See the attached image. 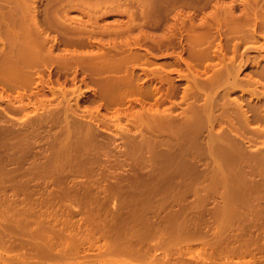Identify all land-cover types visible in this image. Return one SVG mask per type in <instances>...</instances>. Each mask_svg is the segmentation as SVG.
Masks as SVG:
<instances>
[{
    "label": "rangeland",
    "instance_id": "374dc122",
    "mask_svg": "<svg viewBox=\"0 0 264 264\" xmlns=\"http://www.w3.org/2000/svg\"><path fill=\"white\" fill-rule=\"evenodd\" d=\"M28 6L31 7L28 8ZM15 8L20 9V12H18L19 10L17 11L20 14L24 12V15L21 14L22 17L20 16L19 19L16 14H14V17L15 15L17 17L14 18L12 15L10 18L12 13L6 11H11V9L13 11ZM23 8L30 9V13H35L37 16V18L35 16V19L38 23L40 21L39 27L45 25L48 29L44 33V29L42 28L43 30L41 29L42 33L40 32V36L35 35V38L47 35L50 40H53L51 43L45 36L43 40L42 37L41 40L38 38L37 42L34 37L32 38L33 35L31 38L28 36L31 39L30 42V39L28 40L24 34L25 40L21 38L23 37L21 28H23L22 32L25 28L20 27L21 22L18 23L15 21L16 19L22 21L23 18L29 24V18L31 17L27 10L29 17L27 19L24 18L27 17V12ZM228 8L231 9L227 11ZM263 8L264 0H0V98L2 97L4 99L6 97L7 99H11L8 102L5 99H0V203L5 208H8V211L3 206H0V209L3 208L4 211H7V214L9 213L11 215L16 210L18 213V206L24 212L21 215L20 213L23 212L19 209L18 214L21 217L16 216L18 214L15 212V218H19V220H15L14 218L15 222L17 221L15 224L13 223V218V221L9 220V214L8 216L3 214L6 211L4 212L2 210L3 213H0V219L3 221L0 220L2 222H0V233H4L2 234L4 238L7 237L6 239H2V235H0L3 241L6 240L5 243L0 241V245L2 242L6 244L7 241H10V245L8 243L6 244L8 248L5 249L1 246L2 251L9 250L13 245L14 250H16L15 246L17 245L22 249L20 251V248L16 247L19 253L11 249L7 253L8 256L6 252L3 253L0 251V255L5 256V259L6 257L12 259V256L14 258L20 257L19 259L13 258L12 262L8 258L11 263L14 260L16 263H18V260L19 262H23L21 259L25 255L23 264H27V261L28 264H31V262L35 264L34 262L37 260L38 263L36 262V264H68V262L69 264H78V262H75L76 260L73 261L76 258L83 261L88 259L90 261L88 264H91V262L92 264H108V262L109 264H126V262L127 264H131V261L135 264H151V261L159 263L158 261L161 260L162 264L164 262L165 264L168 262H170L168 264H174L175 262H179L178 264H180V261L181 263L193 264V262L191 263L192 259L195 261L194 264H201L206 259L207 261L202 264H209V261H211L210 264H213L214 261H218L214 262V264H229L230 260L234 264H239L240 261L241 263L245 261V264H264V135H260L264 131L262 129L264 128V116H262L261 120L259 118L264 113L262 112L264 110V81L258 75V68L261 71L263 69L262 66H264V12L262 13L261 10ZM220 10L221 15L219 14ZM223 10L227 17H225L226 15L223 13ZM3 11H5V16L3 15ZM230 11H232L231 15L229 13ZM252 11L254 17L251 15ZM259 11H261L260 13L263 16L259 14ZM233 13L240 17L237 19V16L235 17ZM247 13L249 17L246 16ZM214 14L216 16L220 15L219 17L221 18L218 20ZM240 14L243 15L242 17H247L243 18L245 22L242 20ZM222 16L225 19L227 18L228 20H226L228 22H225L226 20ZM233 16L238 22L235 21ZM259 16H261V19ZM248 18L251 21L248 22ZM257 18L259 20H255ZM215 19L220 23L224 20V23L220 24ZM191 21L193 26L190 24ZM24 22L22 21L23 25ZM28 24L24 26L27 28ZM41 24L44 25L41 26ZM17 27L18 34L20 28L19 39L21 38L24 44L21 39L22 43L16 37L18 35L17 33L13 32L14 34L10 37H8V32L6 34V30L11 31L14 29L16 31ZM67 27H70L69 30H67ZM74 27L77 28L75 29L76 31H81L82 38L81 34L77 31V34L79 33L82 39L79 42H76V39H79L76 37L79 35H75ZM121 27L122 29H127V31L125 32L124 30L123 32L122 29H119V34L115 33L118 30L117 28ZM91 29L93 31H100H95V35V32L92 33ZM87 35L89 37L91 35V37L86 40ZM1 36L4 37L1 38ZM6 36L8 41L5 38ZM137 36L140 37H138L139 42L137 43L136 41L135 43L139 47L133 44V41L135 39L137 40ZM168 36L172 41L170 39L168 40ZM188 36L195 38L194 43L192 41L194 38L191 39ZM44 38L47 39V46H45L46 40ZM33 39L36 44L33 42ZM39 40L40 43H44L43 48L39 47L42 54L44 53V57L42 58L41 56L38 60L40 58L45 59L46 53L44 51L47 52L49 44L53 46L55 44L53 42L56 41L57 44L55 46L58 45V42L62 45L64 40H69L68 43L71 46H68V44L67 47L64 46L66 45L65 42H63L65 48H61L58 45L60 47V53L62 49L65 52L68 49L72 53L81 51V56L78 57L80 55L79 53L77 55L69 53V51L63 54V51L61 54V56H64L63 60L58 52L59 47L53 46L52 48H58L56 49L57 51L53 49L52 53L60 57L51 54L52 58H54L53 61L57 60L61 63L62 67L59 66L57 61L55 62L58 65L55 62L53 64V61H48V64L46 63L45 65L41 60L38 63L37 59H35L37 63L33 64L32 62L33 65H29L31 62L28 61L27 65L26 58L32 55V49L34 48L38 52L36 45L39 44ZM124 40L129 43L133 40L130 44L135 48L127 45V42ZM70 41L75 42L76 45H79L83 41V48L85 46L89 47L85 42H88V45L92 44L88 49L85 47V50L81 44L79 48L74 43L73 46ZM99 45H102L104 48L107 45L108 47L110 46V50H115L112 53L118 56L119 61L123 56V54L121 56V54L116 53L119 49V51L122 50V53H126L124 51H131L130 55H136V58L140 56L137 54L144 52L140 56L142 57V61L138 59L139 57L137 59L134 58L136 61H133L135 63L139 60L141 64L135 63L134 65L132 63V65H129L132 58L129 62V54L127 53V57L124 54L125 56L122 58V60L124 58L128 59V65L126 64V60L124 64L128 66L127 69L134 72H131L132 74L130 76L132 75L131 77L133 78L134 76L136 79L131 80L129 76L130 71L125 74L127 69L125 68L126 66L123 67V61L121 62L122 65L119 64L121 68L123 67L125 69L124 71L123 69L122 71L121 69L119 70V67H117L119 64L114 66L115 59L112 57L114 56L115 58V55L112 56L110 50L107 51L110 55L105 54L108 47L102 50V47ZM22 46H27L26 53L29 54L28 56L24 55L23 50L20 51V49L24 48ZM96 46H98V50ZM88 50H93L94 52L96 50L98 54L95 55L93 52L89 54ZM145 50L148 52H145ZM84 51H87L86 58L88 59L85 58L84 54L86 52ZM99 52H101V55ZM92 53L95 56L91 58L88 54L92 55ZM193 53H195L193 57L190 56L189 58L188 55H192ZM219 53L220 57H218ZM145 54H147V58ZM98 55L102 59L104 58L102 62L97 60L100 57ZM224 55L226 58H232L234 60L228 66V59L226 60L224 58L227 62V68H231V71L224 66L225 61H221ZM33 56L30 59H34ZM73 56L74 58H72ZM69 58L72 62L78 59V62H74L73 64L71 62L70 64V61H68ZM218 58H221L219 60L223 62V65L219 62ZM80 59L83 62L81 63L83 64L82 66L86 67L81 68L82 66L79 64ZM90 59H92V62L97 60L98 64L106 63L105 65H107L109 63V66L112 65V67L111 69L108 66L105 68V65H98V67L96 66V61L93 62L95 65H92ZM21 60L25 62L23 63ZM118 60L117 62H119ZM143 60L149 62L143 63ZM110 62L112 63L110 64ZM232 63L235 69L232 68ZM240 63L241 65H239ZM64 64L67 67H63L65 66ZM74 64L76 66L72 67ZM218 64L223 67V70H221L222 67L219 68ZM87 66H91V68L95 66L97 70L93 67L95 72H92V70L89 72L88 70L91 68ZM237 66L238 68L240 66V70H237ZM101 67L103 70H100L102 69ZM214 67L218 69L217 72ZM84 68H88L85 73H83ZM114 68L118 69L119 72L117 73L118 70L115 72ZM224 68L228 71H225ZM186 69H192L197 76L192 77L193 72L191 70H188V72ZM221 71L223 73L230 72V75H228L229 73H224V77L228 81H234L231 78L232 75L234 77V75L238 74L242 77L240 84V78L237 75V90L233 88L234 91L232 87L228 88L231 82L228 83L224 77L223 80L228 84L226 83L224 85L221 78L219 79L214 76L215 73H218L221 77ZM235 71L237 74L231 73ZM23 72L25 74L30 73L31 75L29 76L33 75L30 82L28 74L29 79L27 76V78L21 77L22 75L24 76ZM254 72L255 75L253 74ZM218 74L215 75L217 76ZM250 75H252V80H255L254 82L251 81L253 83L249 82L248 78ZM85 76H87V79L84 78ZM160 76L162 79L164 77L165 80L163 79V82ZM167 76L170 79L171 77L173 78L171 79L173 81L169 80L174 83L175 91L172 88V83L168 86L170 87L172 85L170 89L174 95H172L173 93L169 87L167 88V84L170 83L168 80L167 83L165 82L166 78H168ZM243 76L247 79H244ZM19 77L21 78L19 79ZM185 77H188L189 81ZM94 78H96L95 81ZM192 78L193 80L191 82L190 79ZM194 78L198 81L196 82ZM210 78L212 80L211 82L209 80ZM25 79L28 80L27 83L24 81ZM208 80L209 82H206ZM213 80L217 82L215 81L216 83H213ZM218 81H221L220 84ZM245 81L247 84H244L246 83ZM256 81H259V83L256 84ZM193 82L198 84L199 87L197 88V85L195 86ZM188 83L190 85L192 84V87H196L194 88L195 91L189 87L190 85ZM209 83L212 84L209 85ZM143 84L145 87H142L144 86ZM239 84L240 86L244 84L242 85L245 90L243 91L244 93L239 89L240 86L238 88ZM150 85L153 88V93L151 92V94L154 96L150 98L151 94L147 93L149 97L146 98L144 94L145 97L143 95L142 99L137 93L141 88L144 89H142L144 93L149 92V90H145L146 88L149 89ZM154 86L156 88L160 87L159 89L161 91ZM231 86L234 85L231 84ZM135 87L136 89L139 88V91ZM186 87L191 88L193 93L189 89V91L186 90ZM114 88H119V90L117 89L118 91H116ZM226 88L232 90L230 92L228 91L230 94H227L226 91L228 89L225 91ZM62 89L67 94L62 93ZM73 89L75 90L74 92ZM166 90L171 91V93L169 92V94L167 91L169 95H166ZM183 90L191 92L188 98L186 97L188 95L186 94L187 92L184 93ZM52 91H55L56 93H54L56 95ZM57 92L59 93L58 96ZM158 92L161 93L159 94ZM255 92L256 97L253 95ZM72 93H74V96ZM261 93L263 97L260 96ZM75 94H78V96L81 94V96L78 97ZM19 95H23L24 97L21 96L22 99L20 100ZM64 95L65 98H62ZM183 95L185 96L183 98L184 100H182ZM257 96L262 99H258ZM73 98H77V100H73ZM234 98L238 99L235 100ZM144 99H147L145 103L142 101ZM38 100H40V103ZM229 100L232 102H228ZM2 101L6 106L8 104L10 106L11 102V105L15 104L17 107L14 108L12 105L3 109L5 105L2 103L4 106H1ZM237 101L239 106L234 105ZM78 102L83 113L93 110V112H88L90 114L92 113L91 117L93 118L95 115V118L99 113L97 118L99 117L98 120L100 118L101 120L103 119L102 121L104 123L100 120L99 125L97 118L92 119L87 112L83 116L80 113L82 110L79 109ZM158 102L160 106H158ZM23 103L27 106H24ZM41 103L42 105L43 103L45 104L44 107L49 103L47 107L50 108L49 111L52 113L48 111L49 108L47 109L46 107L45 109ZM229 103H232L231 106L233 109H231L232 107L229 106ZM241 103H243L242 106ZM31 104H34V107L40 106L34 109ZM63 104L71 107V113L69 112L70 117L68 116L69 107L66 109L67 107L64 105V109L62 107ZM153 104H158L157 106L159 108ZM244 104L246 105L244 106ZM75 105V111L77 113L80 111L79 113L82 116L80 120L77 118L81 116L79 114L75 115L76 112L72 109ZM256 105L263 109L259 111L262 114L255 113L259 110ZM143 106H146L144 107L145 109L140 111ZM153 106H155V111L153 110ZM251 106L253 107L252 111L255 110V114L250 111L251 109L249 110L248 107ZM22 107L28 108L26 110L25 108L24 110H20L23 109ZM150 107H152V110ZM242 107L243 109L246 107L244 109L245 112L243 109V112L240 109ZM11 108L14 110L11 111ZM63 109L67 111V113L65 112L67 115ZM96 109L98 113L94 111ZM137 110L140 111L139 114ZM146 110L158 112L155 115L156 113H150V111L147 112ZM160 110L164 112L163 114L166 116L165 120L163 114H161V118L158 117ZM55 111L57 113L59 112L60 115H56ZM73 111L74 114H72ZM41 112L44 114H37ZM47 112L49 115L45 114ZM136 112L138 116H135ZM141 113L143 118L148 115L150 116L144 120L142 116L139 117ZM242 113H246V116ZM51 114L55 116L50 121L49 118L53 116ZM238 114L239 116H237ZM62 115H65L68 120H66L67 118L65 116L63 118ZM154 115L157 116L155 117L157 121L152 120L154 118L151 117H154ZM242 115L246 118L250 117V120H247V118L246 121L245 117H243V120L242 117L238 118ZM73 116H75L74 119L76 121L72 119ZM167 116H170V120H172L171 117L173 118V122L169 120L171 124L166 122L169 118ZM254 116L256 120L259 119L260 121H256L253 118ZM46 117L47 120L44 119ZM92 120H97L98 124L95 121V123L91 122ZM67 121L69 123L71 122L70 125L66 124ZM73 121L78 123L75 124ZM85 122L87 123L85 124ZM247 122L249 124L248 126L246 124ZM87 124H90V126L93 125L92 128H94L88 129L90 126ZM258 128L260 130L262 129L260 134V130H257ZM19 130H21V133ZM253 131L258 132L257 134L259 135H254L256 132L252 133ZM1 201L5 202L2 203ZM8 204H10V207L6 206ZM9 208L13 210L16 208V210L12 212V210L9 211ZM1 214L3 218H1ZM22 216H27L28 221H26L30 223L33 220L42 219L46 224L45 227H43V221H40V219L39 222L36 221L43 223V225L40 224L42 226L38 224L40 228L43 227L41 232L39 231L42 234H37L40 228H38L36 222L35 224L34 221L31 223L34 226L27 222L25 223V220H22ZM87 218H89V221ZM3 219L6 222L9 220L10 224L8 222L5 223ZM6 224L12 227L11 231H13V227H18V224L21 228L15 227L17 231L13 233L8 230L10 228L8 226L6 227ZM26 226L29 228L31 226L36 227V232H34V228L33 230L30 229V231ZM22 227L25 228L22 230L23 232H21ZM4 228L8 229L4 231ZM193 229H195L193 232L199 230V233H202L204 231L202 235L205 233L204 237L207 239L206 242L202 235L201 237L196 235L198 232L194 235L196 238H193ZM185 230H191V238L187 236L189 232H184ZM8 231L12 234L19 232V235L18 237L14 235L15 237L13 238V235L9 234ZM53 231L58 232L59 234L57 233V235L60 236H55L56 233L52 236ZM32 232V235L35 234L34 236H31ZM86 232H90V234L93 232L94 235L87 234ZM44 233L48 235V238ZM177 233L179 236H176ZM184 233L187 234L185 235ZM6 234L9 235L6 236ZM171 234L174 238L173 241ZM180 235L184 241L180 238ZM8 237L9 240H7ZM215 237L216 240L214 239ZM218 237L219 239H224V241L220 239L224 243V247L226 245L233 246L231 244H234V250H236L240 245H243L241 246L243 249L240 248L242 251L239 253L240 249H238L236 254L232 250L233 255L230 252L228 253L231 255H227V250H225L226 252L221 250L219 253L222 252L224 254L225 252L227 254H220L222 256L218 254V256L216 252H218L217 250H219L218 248L221 245H214L215 241L218 242ZM235 237L240 241L239 244ZM254 238L257 239V242H254ZM55 239L59 242H55ZM244 240L246 242L250 241L248 244L251 246H253L251 243H256L254 244L256 246L259 242L258 249L256 248L257 246H254L250 250L248 245L246 249L244 244L247 243H244ZM252 240L254 241L251 242ZM45 241L49 243V246ZM170 241H172V244H170ZM202 241L205 242L203 246L201 245L202 248L205 245L208 246L207 243L212 242L216 246L215 250H213V245V247L209 246L208 248L210 250L213 248L210 253L216 252L209 255V249L207 247V249L203 248L204 252L200 248L197 249L199 244H203ZM234 242L237 243L238 247H236L237 245ZM11 243L14 244L12 245ZM16 243L17 245H15ZM31 244L35 246L30 248ZM43 244H46L48 249H45V246L42 248ZM36 245L42 247L36 249ZM50 245H54L52 247L53 250ZM49 247L52 252L49 251L48 254ZM70 247L75 248V250L77 249V252L75 251V253L70 254ZM234 247L231 248L233 249ZM25 248L27 251H29L28 249H33V252L35 250L37 252L41 251L40 255L43 254V250L40 249H44V252L49 255L48 258L50 260L45 253L46 256L42 255L43 258L41 259L38 255L39 253L36 257L37 252L34 253L35 255H32V251H26V254L31 253L29 255L30 257H28L24 254L25 252L22 253ZM117 248L123 251H118ZM168 248H172L170 250L174 251L169 253L167 251ZM244 248L250 251H253L254 248V252L247 251L251 255L249 253L245 254L246 252L243 251ZM128 249H134V252L137 250V253L140 250L139 253L142 255V258L138 256L139 253L136 256L133 251V253H130ZM255 249L257 250L255 251ZM183 250H185V253ZM72 251L74 252V250ZM111 251L115 252L112 253ZM117 251L122 253H118ZM11 252L12 256L10 255ZM14 252H17L18 256H20L18 257L16 254H13ZM61 253L64 254L61 255ZM66 253L68 255H66L67 257L65 256L67 259L64 257ZM197 254L202 256V258L199 257L200 260L196 257L199 256ZM62 256L67 261L69 260L68 257H70V261L67 263L62 262ZM203 256L206 257L203 259ZM208 256H212V258L209 257L208 259ZM72 257L74 258L73 260H71ZM84 257L87 259H83ZM28 258L32 259V261H29ZM44 258L45 260H49V262L46 260L45 263ZM136 259H142V263L135 262ZM157 259L158 261H156ZM188 259L190 262L186 261ZM172 260L179 261L174 262ZM6 261V264H10L8 260ZM22 262L18 264H22ZM80 262L79 264H81ZM87 262L83 263L87 264Z\"/></svg>",
    "mask_w": 264,
    "mask_h": 264
},
{
    "label": "bare ground",
    "instance_id": "6f19581e",
    "mask_svg": "<svg viewBox=\"0 0 264 264\" xmlns=\"http://www.w3.org/2000/svg\"><path fill=\"white\" fill-rule=\"evenodd\" d=\"M28 4H29V3H28ZM30 5H31V4H30ZM32 6H33V5H32ZM29 7H31V6H28V8H29ZM34 7H35V6H34ZM32 8H33V7H32ZM32 8H31V9H32ZM35 8H36V7H35ZM231 8H232V7H231ZM231 8H230V9H231ZM21 9H22V8H21ZM23 9H25V11L27 12V14H26L27 17H24L25 19H27L29 16H31V17H30V18H31V21H30V18H29V24L27 23L28 21H25V20H23V18H22V21H23V22L25 21L26 24H28L27 28H26V26H24V25H26L25 22H24V25H23L22 21H18L17 19H16V21H15V19H13V21L18 22V23L21 22L20 27H24V28H25V30H24L23 32H22V29H23V28H21L22 36H23V34H24L25 37L27 36V38H28V36H30V38H31V36L33 35L32 38L34 37V39H36V42H37V41H38V38L41 40V37H42V36L39 37V36H40V35H39L40 32L44 29L45 31L43 30V32L46 33V30L48 31V29L45 27L44 24H43L44 26L41 24V26H43V27H39L40 21H39V23H38L37 20L35 19V16H36L35 13H34V14H33V13H30V12H31L30 9H27V8H23ZM230 9L228 8L227 11H229ZM253 9H254V7H253ZM18 10H19V11H18ZM27 10L29 11V16H28V11H27ZM224 10H225V9H224ZM224 10H223V13H224V14H225V12L227 13V11L225 10V12H224ZM261 10H262V13H263V12H264V11H263L264 8L261 9ZM6 11L12 13V14L10 15V18L12 17V15H13V17H14V14H16V15L18 16V19H19L20 16L22 17L21 14L24 15V12L21 13V14L18 13V12H20V9H18V8H17V9L15 8L13 11H12V9H11V11H10V10H6ZM17 11H18V12H17ZM22 11H23V10H22ZM33 11H34V10H33ZM36 11H37V10H36ZM36 11H35V12H36ZM233 11H234V10H233ZM254 11H255V10H254ZM256 11H257V8H256ZM4 12H5V11H3V15L5 14ZM26 12H25V13H26ZM37 12H38V11H37ZM37 12H36V13H37ZM220 12H221V10L219 11V14L221 15ZM231 12H232V11L229 12L230 15H231ZM260 12H261V11H259V14H260L261 16H263ZM215 13H216V12H215ZM223 13H222V14H223ZM241 13H242V12H241ZM252 13H253V11L251 12V15L254 17V15H253ZM31 14H32V15H31ZM217 14H218V12H217ZM234 14H235V13H233V15H234ZM16 15H15V17H17ZM38 15H39V14H38ZM214 15H215V14H214ZM220 15H219V16H220ZM225 15H226V14H225ZM227 15H228V13H227ZM227 15H226L225 17H227ZM240 15H241V14H240ZM243 15H244V12H243ZM243 15H241L242 20H244L243 18H245L246 16L249 17L248 13H247L246 16L242 17ZM255 15H256V14H255ZM4 16H5V15H4ZM4 16H3V17H4ZM8 16H9V13H8ZM215 16H216V15H215ZM219 16H216V17L218 18V20H219V18H221V17H219ZM228 16H229V15H228ZM234 16L236 17L237 15L235 14ZM234 16H233V17H234ZM252 16H250L251 19H253ZM257 16H258V15H257ZM261 16H259L260 19H261ZM15 17H14V18H15ZM32 17H33V18H32ZM225 17L222 16V18H224V20L227 19V18L225 19ZM233 17H232V18H233ZM235 17H234V19H235ZM239 17H240V16H237V19H238ZM5 18H6V17H5ZM36 18H37V16H36ZM39 18H40V17H39ZM217 18H216V19H217ZM230 18H231V16H230ZM230 18H229V20H230ZM246 18H247V17H246ZM255 18H256V17H255ZM263 18H264V16H263ZM263 18H262V20H263ZM6 19H7V18H6ZM216 19H215V20H216ZM218 20H216V21H218ZM224 20H223L221 23H224ZM227 20H228V19H227ZM227 20H226L225 22H228ZM239 20H241V19H239ZM242 20H241V21H242ZM255 20H259V19L257 18V19H255ZM235 21L238 22L236 19H235ZM249 21H251V20H249V18H248V22H249ZM218 22H219V21H218ZM230 22H231V20H230ZM232 22H233V21H232ZM236 22H235V23H236ZM244 22H245V20H244ZM41 23H42V21H41ZM219 23H220V22H219ZM221 23H220V24H221ZM233 23H234V22H233ZM15 24H16V23H15ZM15 24H14V26H15ZM190 24L193 26L192 21L190 22ZM195 24H196V22H195ZM69 25H71V24L69 23ZM191 25H190V26H191ZM197 25H198V24H197ZM15 27H16V26H15ZM18 27H19V24H18ZM18 27L16 28V31H14V29H12L13 31H12V30L9 31V30H6V29H5V30H6V34H7V32H8V34H9L8 37H10L11 35H13V34H14L13 32H15V33L18 34V30H17ZM76 27H77V26H76ZM195 27H196V25H195ZM42 28H43V29H42ZM45 28H46V29H45ZM67 28H68V27H67ZM69 28H70V27H69ZM69 28H68L67 30H69ZM123 28H125V27H123ZM39 29H40V31H39ZM41 29H42V30H41ZM75 29H77V28L74 27L73 30H75ZM78 29H79V28H78ZM86 29H87V27H86ZM94 29H96V28H94ZM117 29H118V30H117V32H115V33H118L119 29H122V27H121V28H117ZM188 29H189V28H188ZM191 29H193V28L191 27ZM101 30L104 31L102 28H101ZM124 30H125V32L127 31V29H122L123 32H124ZM128 30H129V29H128ZM194 30H195V28H194ZM194 30H193V31H194ZM70 31H72V30H70ZM77 31L79 32V30H77ZM77 31L75 30V32H76L75 35H76V36L79 35L78 37H76V38H79V39H76V38H75V39H76V42H79V40H82V39H81V38H82V34H81V31H80V32H79V33L81 34V38H80V34H79V33L77 34ZM91 31H92V33H94L96 30L93 31V29H91ZM99 31H100V30H98V31H96V32H99ZM114 31H116V29H114ZM189 31H191V30H189ZM3 32H4V31H3ZM72 32H73V31H72ZM96 32H95V35H96ZM119 32H120V31H119ZM123 32H122V33H123ZM36 33H37V34H36ZM41 33H42V32H41ZM47 33H48V32H47ZM84 33H85V32H84ZM89 33L92 34L90 31H89ZM1 34H2V33H1ZM17 34H15V35H17ZM19 34H20V28H19ZM19 34L16 36V37H18V39H19ZM87 34H88V33H87ZM118 34H119V33H118ZM4 35H5V33H4ZM35 35H39L38 38H35ZM48 35H49V34H48ZM88 35H89V34H88ZM88 35H87V36H88ZM44 36L48 38L47 35H44ZM44 36H43V37H44ZM121 36H122V35H121ZM3 37H4V36H3ZM3 37L1 36V38H3ZM25 37L23 36V37H21V38H22L23 40H25V39H24ZM43 37H42V40H43ZM90 37H91V35H90ZM90 37L88 36V37L86 38V40H87L88 38H90ZM138 37H139V36H137V40H136V39H135V41H133L134 39L132 40V41H133V44H135L136 47H137V46L139 47V45H138L137 43L139 42L138 39H139L140 37H139V38H138ZM5 38H6V40H7V36H6ZM21 38H20V39H21ZM30 38H28V40H29ZM50 38H51V37H50ZM84 38H85V36H84ZM121 38H122V37H121ZM135 38H136V37H135ZM188 38H191V39H192V38H194V37H193V36H190V37L188 36ZM20 39H19V40H20ZM22 39H21V40H22ZM34 39H33V42H35ZM44 39H45V38H44ZM48 39H49V38H48ZM70 39H71V38H70ZM75 39H74V40H75ZM169 39H170V38H169V36H168V40H169ZM9 40H10V39H9ZM21 40H20V42H21ZM23 40H22V42H23ZM40 40H39V42H38L39 44L36 45L37 48H38V52H39V53H38L34 48L32 49V50H33L32 55H34V56H33L34 59H30V58L32 57V55L30 56L29 54L26 53V52H27V50H26V47H27V46H26V47H25V46H22V47H24V48L20 49V51L23 50L24 55H27V56L29 55V56H30V58H29V56H28L29 59L26 58V64H27V65H28V61L31 62V64H29V65H33V64H35V63H37V62L40 63V60H41V62L43 61V64L46 65V63L48 64V61L52 62V61L54 60V58H52L51 54H55V53H52V52H53V49L56 50V49L59 47L58 45H60V42H58V45H56V46H58L57 48H55V47H56L55 44H57L56 41L53 42V43H55V44L53 45V46H55L54 48H52L53 46H50V44L48 43V44H49V47L47 48V52L44 51V52L46 53V54H45V59L43 60V59L40 58V59L38 60L39 57H41V56H42V58L44 57V56H43L44 53L42 54L41 50H39V47H42V48H43V45H44V43H42V42L40 43ZM45 40H46V45H45V46H47V39H45ZM45 40H44V41H45ZM194 40H195V38L192 39L193 43H194ZM7 41H8V40H7ZM30 41H31V39L29 40V42H30ZM51 41H53V40H50V39H49V42H50V43H51ZM68 41H69V40H64V41H63V42L66 43V45H64V46L67 47V44H68V46H71V45L68 43ZM83 41H85V40H83ZM83 41H81L82 43L80 42L79 45L81 44V46H82L83 43H84ZM89 41H90V40H89ZM124 41H125V40H124ZM132 41H130V43H131ZM136 41H137V43H135ZM170 41H172V40L170 39ZM188 41H189V40H188ZM22 42H21V43H22ZM33 42H32V43H33ZM36 42H35V44H36ZM63 42H62V45H60L61 48H65V47L63 46ZM90 42H91V41H90ZM118 42H120V41H118ZM122 42H123V41H122ZM125 42H127V45H129V46L131 45V46L133 47V45L130 44L128 41H125ZM158 42H159V41H158ZM70 43H72L73 46H74V44H75V42H71V41H70ZM73 43H74V44H73ZM85 43H87V46L91 47L90 45H91L92 43L89 44V45H88V42H85ZM116 43H117V42H116ZM156 43H157V42H156ZM159 43H160V42H159ZM159 43H157V45H159ZM167 43L169 44V42H167ZM23 44H24V42H23ZM30 44H31V43H30ZM110 44H113V43H110ZM110 44H109V45H110ZM114 44H115V42H114ZM117 44H118V43H117ZM123 44H124V43H123ZM139 44H140V43H139ZM31 45H33V44H31ZM75 45H76V44H75ZM79 45L77 44L76 47H79V48H80L81 46H79ZM102 45L104 46V44H102ZM102 45H99V46L102 47ZM115 45H116V44H115ZM115 45H114V46H115ZM119 45H120V43H119ZM119 45H117V46H119ZM135 45H134V46H135ZM169 45H170V44H169ZM3 46L6 48L5 45H3ZM62 46H63V47H62ZM83 46H84V45H83ZM83 46H82V48H83ZM105 46H106V45H105ZM120 46H122V45H120ZM60 47H59V51H58L59 53H60ZM85 47H86V46H85ZM85 47H84V48H85ZM89 47H86V48L88 49ZM96 47H97V50H98V46H96ZM96 47H95V48H96ZM101 47H99V48H101ZM107 47H108V45L106 46V48H107ZM109 47H110V46H109ZM109 47H108L107 50L105 51V54H106V53L108 54L107 51L110 50ZM84 48H83V49H84ZM86 48H85V50H86ZM106 48L102 47V50H104V49H106ZM119 48H120V47H119ZM133 48H135V47H133ZM140 48H141V44H140ZM51 49H52V50H51ZM124 49H125V48H124ZM137 49H138V48H137ZM141 49H142V48H141ZM25 50H26V51H25ZM65 50H66V49H65ZM119 50H120V49H119ZM119 50H118V52L116 51V53H117V54H121V56H122V54H123V56H125L126 53L129 54V57H130V58L128 57L129 62L131 61L130 59L132 58V61H131V63H130L129 65H132V63H134L133 61H136V60L134 59V58H136V55H135V56L132 55V56H134V57H132V56L130 55V54H131V53H130L131 51H124V50H123V51L126 52V53H122V50H121V51H119ZM127 50H128V49H127ZM56 51H57V50H56ZM56 51H55V52H56ZM63 51H64V50L62 49V50H61V53H60V57H61V59L64 60V56H63V55L61 56V54H62ZM68 51H69V50L67 49L66 52H68ZM99 51H100V50H99ZM112 51H113V50L111 49V50H110V53L112 54V56L115 55V58H114V56L112 57L113 59H115V64H114V66H115L116 64L118 65L119 63L122 65V63H121L122 61H123V64H124V61H125V60L127 61L126 64L128 65V63H129V62H128V59L124 58V59L122 60V58H123V56H122L121 59H120V61H119V60H118V56H116V54L112 53ZM140 51H141V50H140ZM146 51H147V50H145V52H146ZM66 52L64 51L63 54L66 53ZM80 52H81V51H79V52L76 51V53H74V52L72 53V51H69V53H72V54H77V53L80 54ZM84 52H86V54H84V56H85V58H86V57H87V51H84ZM88 52H89V54H90L91 52L95 53V55L98 54V51H97V53H96V50H95V52H94L93 50H88ZM113 52H115V50H114ZM119 52H121V53H119ZM128 52H129V53H128ZM147 52H148V51H147ZM37 53H38V54H37ZM56 53H57V52H56ZM82 53H83V50H82ZM93 53H92V55H89V54H88V56H89V57L91 56V58H92ZM100 53H101V52H99V54H100ZM220 53H222V52H220ZM220 53L218 54V57H220ZM30 54H31V53H30ZM124 54H125V55H124ZM132 54H133V52H132ZM141 54H144V52L141 53ZM141 54H137V55H140V56H141ZM147 54H148V53H147ZM147 54H145V57H146V58H147ZM194 54H195V53H193L192 55L189 54V55H188L189 58H190V56L193 57ZM55 55H56V54H55ZM69 55H71V54H69ZM77 55H78V54H77ZM95 55H94V56H95ZM100 55H101V54H100ZM100 55H98V56H100ZM108 55H110V54H108ZM221 55H223V53H222ZM56 56H58V55H56ZM67 56H68V54H67ZM71 56H72V55H71ZM75 56H76V55H75ZM79 56H81V54L78 55V57H79ZM84 56H83V57H84ZM94 56H93V57H94ZM140 56H137V58L139 57L138 59L142 61V57H140ZM21 57L23 58V56H21ZM58 57H59V56H58ZM60 57H59V58H60ZM68 57H69V56H68ZM96 57H97V56H96ZM100 57H101V56H100ZM100 57H99V59H97V60H100V62H102L104 58L102 59V57H101V59H100ZM108 57H109V56H108ZM125 57H127V55H126ZM72 58H74V56H73ZM110 58H111V57H110ZM110 58H109V59H110ZM137 58H136V59H137ZM143 58H144V57H143ZM224 58H226L225 55H224V57L222 56V59H223V60H221V61L224 62V61H225ZM35 59H37L38 61L36 62ZM66 59H67V58H66ZM75 59H76V58H75ZM86 59H88V58H86ZM113 59H112V61H113ZM116 59H117L119 62H117ZM219 59H221V58H218V60H219ZM227 59L230 60V59H232V58H226V60H227ZM83 60H85V59H83ZM91 60H92V59H90V61H91ZM97 60H95V61H96V64H97L96 66H98V65H100V66H104V65L106 64V63H105V64H104V63H103V64H100V63L98 64V61H97ZM106 60L108 61V59H106ZM110 60H111V59H110ZM139 60H137V62H135V63L138 64V63H139ZM148 60H149V59H148ZM228 60H227L228 63H227L226 61L224 62V63H225L224 66L226 67V69H228L227 66H226V63H227V65L229 66L230 62H233V61H234L233 59L230 60V61H228ZM21 61H23V60H21ZM44 61H45V63H44ZM55 61H57V60H55ZM55 61H53V64H54ZM68 61H70V58L68 59ZM95 61H93V62H95ZM221 61L219 60V62H221ZM24 62H25V61H23V63H24ZM32 62H33V64H32ZM57 62H58V61H57ZM57 62H55V63L57 64ZM64 62H65V61H64ZM71 62H72V61H70V64H71ZM74 62L77 63V62H78V59H77L76 61L74 60ZM74 62H72V64H73ZM87 62H88V61H87ZM91 62H92V61H91ZM93 62H92V65H95V64H93ZM105 62H106V61H105ZM144 62H149V61H144V60H143V63H144ZM223 62H221L222 65H223ZM242 62H243V60H242ZM242 62H241V63H242ZM58 63H59V62H58ZM66 63H67V62H66ZM81 63H83V62H81V59H80L79 64L82 66L83 64H81ZM89 63H90V62H89ZM111 63H112V62H110V64H111ZM113 63H114V62H113ZM135 63H134V65H135ZM143 63H142V64H143ZM187 63H188V62H187ZM241 63H240L239 65H241ZM263 63H264V62H263ZM263 63H262V64H263ZM53 64L51 63V65H53ZM70 64H69V65H70ZM120 64H119V66H117V65H116V66L119 67V70L121 69V71H122V69H123V71H124L125 69H124L123 67H125L126 64H124L122 68L120 67ZM139 64H141V63H139ZM185 64H186V62H185ZM232 64H233V63H232ZM242 64H243V63H242ZM57 65H58V64H57ZM64 65H65V66H63V67H67L66 64H64ZM84 65H85V64H84ZM218 65H219V64H218ZM263 65H264V64H263ZM59 66L62 67V66H61V63H59ZM71 66H72V65H71ZM75 66H76V64H74V66H72V67H75ZM106 66H108L109 69H111V67H112V65L109 66V63H107V65H105V68H106ZM114 66H113V67H114ZM186 66H187V64H186ZM231 66H232V68H234V64L231 65ZM56 67H58V66H56ZM78 67H79V66H78ZM83 67H86V66H82L81 68H83ZM87 67H88V66H87ZM93 67L95 68V66H92V68H91V66H89L88 68H91L90 70H88V68H87V69L84 68L85 70H84L83 73L87 72V70H88L89 72H91V70H92V72H95L94 70H95L97 67H96L95 69H94ZM98 67H99V66H98ZM117 67H116V68H117ZM127 67H128V66H126L125 68L127 69ZM221 67H222V66L219 65V68H221ZM260 67H261V65H260ZM262 67H263V69H264V66H262ZM68 68H70V67H68ZM101 68H102V67H101ZM105 68H104V69H105ZM116 68H114L115 72H116V70H118V69H116ZM186 68H187V67H186ZM188 68H190V67L188 66ZM99 69H100V68H99ZM214 69H216V68L214 67ZM226 69L224 68L225 71H228V70H230L231 68H229L228 70H226ZM234 69H235V68H234ZM234 69H232V70H234ZM263 69L260 71L259 68H258V71H259L258 75H259V77L264 81V70H263ZM81 70H83V69H81ZM96 70H97V69H96ZM100 70H103V68L100 69ZM100 70H99V71H100ZM106 70H107V69H106ZM112 70H113V69H112ZM119 70L117 71V73L119 72ZM127 70H128V71H127ZM127 70L125 71V74H126V72L129 73V71H130L129 69H127ZM186 70H187V71H188V70H189V71H190V70L192 71V69H186ZM217 70H218V69H216V72H217ZM221 70H223V67H222ZM237 70H240V66H239V68H238V66H237ZM187 71H186V72H187ZM189 71H188V72H189ZM230 71H231V70H230ZM89 72H88V73H89ZM96 72H97V71H96ZM131 72L134 73L133 71H130L129 76H130V74H132ZM188 72H187V73H188ZM192 72H193V71H192ZM218 72H219V71H218ZM23 73H24V72H23ZM81 73H82V72H81ZM123 73H124V72H123ZM187 73H186V76H187ZM219 73H220V72H219ZM224 73H225V74L229 73L228 75H230V72H224ZM224 73L221 71V74H222L221 77L219 76L218 73H215V74H218V75L216 76V75L214 74V76L217 77V78H219V79L221 78V79L223 80L224 78L226 79V77H224V76H225ZM231 73L234 74V73H236V71H235V72H231ZM238 73H239V72H238ZM20 74H21V73H20ZM27 74H28V73H26V74L24 73V76H25V77H24L23 75H22L21 77H22V78H27L29 75H31V74L29 73L28 76H27ZM190 74H192V73H190ZM193 74H194V72H193ZM193 74H192V77H193V76H195V77L197 76V75H195L196 73H195L194 75H193ZM223 74H224V75H223ZM236 74H237V73H236ZM253 74L255 75V72H254ZM198 75H199V74H198ZM228 75H227V78H228ZM231 75H232V74H231ZM237 75H238V74H237ZM237 75H234V77H232L233 75L231 76V78H232L234 81H231L230 79H229L230 81H228V80L226 79V80L228 81V83L231 82V84L234 85V86H231V84H229L230 86L228 85V88H229V87H230V88L232 87V89L235 88V90H237L236 87H237V82H238V80H237L236 78L239 76V75H238V76H237ZM247 75H248V74H247ZM247 75H246V77H247ZM19 76H20V75H19ZM26 76H27V77H26ZM131 76H132V75H131ZM131 76H130V77H131ZM181 76H182V75H181ZM218 76H219V77H218ZM235 76H236V77H235ZM251 76H252V75H250V77L248 78V79H249V82H251V81L254 82L255 80H252V77H251ZM21 77H19V79H20ZM29 77H30V80H29V82H30V81L32 80L31 77H33V75H32V76H29ZM29 77H28V79H29ZM92 77H93V76H92ZM127 77H128V76H127ZM160 77H161V76H160ZM167 77H168V76H167ZM198 77H199V76H198ZM223 77H224V78H223ZM84 78L87 79V76H85ZM128 78H129V77H128ZM185 78H186V77H185ZM239 78H240V79H239ZM239 78H238V79H239V81H240V80L242 79V77L239 76ZM243 78H244V79H247V78H245L244 76H243ZM86 79H85V80H86ZM92 79H93V78H92ZM95 79H96V78H94V81H95ZM126 79H127V78H126ZM133 79H136V78L133 76V78L131 77V80L133 81ZM163 79H164V77H163ZM163 79H162V77H161V81H162ZM169 79H170V77L166 78V81H165V82L167 83V80L170 82V80L173 79V78L171 77V79H170V80H169ZM186 79L188 80V77H187ZM194 79H196V78H194ZM213 79H214V78H213ZM219 79H218V80H219ZM22 80H23V79H22ZM22 80H20V81L22 82ZM88 80H89V79H88ZM129 80H130V78H129ZM164 80H165V79H164ZM192 80H193V78L190 79L191 82H192ZM209 80H210V82L212 81L211 78H210ZM209 80L206 81V82H209ZM24 81L27 83L28 80L25 79ZM33 81H34V78H33ZM33 81H32V82H33ZM92 81H93V80H92ZM137 81H138V80H137ZM171 81H173V80H171ZM188 81H189V80H188ZM197 81H198V80L196 79V82H197ZM215 81H216V80H213V83H214ZM246 81H247V80H246ZM246 81H245V82H246ZM25 82H23V83H25ZM32 82H31V83H32ZM98 82H99V81H98ZM119 82H120V81H119ZM162 82H163V81H162ZM191 82H190V83H191ZM199 82H200V80H199ZM199 82H198V83H199ZM204 82H205V81H204ZM204 82H202V83H204ZM216 82H217V81H216ZM216 82H215V83H216ZM220 82H221V81H220ZM220 82L218 81L219 84H220ZM222 82H223L224 85L227 83L225 80H223ZM232 82H233V83H232ZM247 82H248V81H247ZM247 82L244 83V84H247ZM253 82H251V83H253ZM171 83H172V85L174 84L173 82L168 83V84H167V88L169 87L168 85H170ZM190 83H188V84L190 85ZM193 83H195V82H193ZM218 83H217V85H218ZM228 83H227V84H228ZM251 83H250V84H251ZM258 83H259V81H256V84H258ZM207 84H208V83H207ZM207 84H206V85H207ZM210 84H212V83H209V85H210ZM240 84H241V81H240ZM240 84L238 85V88H239ZM244 84H242V85H244ZM248 84H249V83H248ZM263 84H264V83H263ZM141 85H142V84H141ZM143 85H144V84H143ZM147 85H149V84H147ZM172 85H171V86H172ZM191 85H192V84H191ZM191 85H190L189 87L193 88V90H194V88H196V87H195L196 85H197V88L199 87V85L196 84V83H195V86H194V87H192L193 85H192V86H191ZM213 85H214V84H213ZM213 85H212V86H213ZM242 85L240 86L239 89L242 91V93H244L243 91H245V90H244V88L242 87ZM171 86L169 87V89L171 88ZM139 87H141V86H139ZM142 87H145V85L142 86ZM154 87H155V86H154ZM157 87H158V86H157ZM189 87H186L187 89H186V88H185V89H186V90H188V89L191 90V88H189ZM226 87H227V85H226ZM77 88H78V87H77ZM150 88H151V89H150ZM155 88H156V87H155ZM159 88H160V87H159ZM159 88H156V89H159ZM167 88H166V89H167ZM172 88H173V90L175 91V86H174V85L172 86ZM228 88H226L225 91H226ZM241 88H242V89H241ZM60 89H61V88H60ZM63 89H64V88H63ZM63 89H62V93H65V92H63ZM74 89L76 90V88H74ZM74 89H73V92L75 91ZM114 89H116V88H114ZM117 89L119 90V88H117ZM117 89H116V91H118ZM135 89H136V87H135ZM135 89H134V90H135ZM142 89H143V88H141L140 91H139V88L136 89V90L139 91V92L136 91V92H138L137 94H138L139 96H141L142 99H143V97H145V95H146V98L149 97V96H147V93H150V94H151V92L153 93V91H152L153 88H152L151 85H150L149 89L146 88V90H145V91L149 90V92L147 91L146 93H144V91H142ZM239 89H238V90H239ZM65 90H66V89H65ZM143 90H144V89H143ZM150 90H151V91H150ZM154 90H155V89H154ZM159 90L161 91V89H159ZM159 90H157V91H159ZM170 90H171V89H170ZM186 90H183L184 93L187 92ZM189 90H188V91H189ZM193 90H191L192 93H193ZM233 90H234V89H233ZM235 90H234V91H235ZM240 90H239V91H240ZM254 90H255V89H254ZM66 91H68V90H66ZM71 91H72V90H71ZM77 91H78V89H77ZM157 91H156V93H157ZM167 91H168V90H166V95H169V94L171 93L172 90H171V91H168V93L170 92L169 94H167ZM194 91H195V90H194ZM228 91L230 92V91H232V90H229V89H228V90L226 91L227 94L229 93ZM255 91H256V90H255ZM54 92H55V91H52L53 94L56 93V92H55V93H54ZM68 92H69V91H68ZM140 92H141V93L143 92V94H141ZM191 92H187V93H186V94H188V95H186L187 98H188V96H189V93H191ZM246 92H249V91H246ZM246 92H245V93H246ZM252 92L254 93V91H252ZM52 93H51V94H52ZM60 93H61V90H60ZM116 93H117V92H116ZM139 93H140V94H139ZM158 93H159V92H158ZM160 93H161V92H160ZM160 93H159V94H160ZM172 93H173V91H172ZM224 93H225V92H224ZM253 93H252V94H253ZM258 93H259V92H258ZM58 94H59V93L57 92V96H58ZM65 94H67V93H65ZM72 94H73V96H74V93H72ZM144 94H145V95H144ZM154 94H155V91H154ZM229 94H230V93H229ZM263 94H264V93H263ZM55 95H56V94H55ZM55 95H52V96H55ZM75 95L78 96V94H75ZM143 95H144V96H143ZM148 95H149V94H148ZM172 95H174V93H173ZM172 95H170V96H172ZM224 95L226 96V94H224ZM253 95H255V97H256V92H255V94H253ZM258 95H259V94H258ZM261 95H262V93L260 94V96H261ZM19 96H20V95H19ZM19 96H18V97H19ZM21 96H23V95H21ZM21 96H20V100L22 99ZM24 96H26V95L24 94ZM24 96H23V97H24ZM79 96H81V94H80ZM79 96H78V97H79ZM142 96H143V97H142ZM152 96H154V95L151 94L150 98H151ZM170 96H168V97H170ZM183 96H184V95H183ZM183 96H182V100H184L183 98H185V96H184V97H183ZM227 96H228V95H227ZM165 97H166V96H165ZM261 97H263V96H261ZM3 98H4V97H3ZM62 98H65V95H64V97H62ZM141 98L139 97V99H141ZM150 98H149V99H150ZM166 98H167V97H166ZM226 98H228V97H226ZM226 98H225V99H226ZM257 98H258V99H262V98H259V96H257ZM0 99H1V100H4V99H5V100H7V102L11 100V99H9V98L7 99L6 97H5L4 99H2V97H1ZM18 99H19V98H18ZM74 99L77 100V98H73V100H74ZM234 99H235V98H234ZM237 99H238V98H236L235 100H237ZM20 100H19V101H20ZM40 100H41V99H40ZM40 100H38L39 103H40ZM43 100H44V99H43ZM47 100H48V99H47ZM146 100H147V99H144V100H142V101L145 103ZM263 100H264V97H263ZM263 100H262V101H263ZM45 101H46V99H45ZM45 101H44V103H45ZM142 101H141V102H142ZM161 101H162V100H161ZM161 101H160V103H161ZM233 101H234V100H233ZM238 101H239V100H238ZM238 101L235 102L236 104H234V103H233V104L239 106V105L237 104ZM259 101H260V100H259ZM20 102H21V101H20ZM41 102H42V101H41ZM75 102H77V101H75ZM143 102H142V103H143ZM228 102H232V101L229 100ZM239 102H240V101H239ZM242 102H243V101H242ZM260 102H261V101H260ZM2 103H3V101L1 102V106L3 107L5 104L3 103V104H4V105H3ZM5 103H6V101H5ZM44 103H43V105H42V103H41V105H42L43 107H44V105H45ZM67 103H68V101H67ZM67 103H66V104H67ZM160 103L158 102L159 105H158V104H157V105L160 106ZM163 103H164V99H163ZM163 103H162V104H163ZM261 103H262V102H261ZM7 104H8V103H7ZM19 104H21V103H19ZM29 104H30V103H29ZM29 104H28V106H29ZM66 104H63V106H62V107H64V109H65V106L67 107L66 109H68V107H69V105H70L69 103H68L69 105H66ZM74 104H77V103H74ZM78 104H79V106H78L79 109L82 110V108H80V103H79V102H78ZM78 104H77V105H78ZM162 104H161V105H162ZM170 104H171V103H170ZM173 104H174V103H173ZM231 104H232V103H229V106H231ZM239 104H240V103H239ZM242 104H243V103H241V106H242ZM263 104H264V103H263ZM8 105H9V104H8ZM8 105H7V106H8ZM12 105H13L14 108L17 107V105H15V104H12ZM12 105H11V102H10V106H12ZM14 105H15V106H14ZM23 105L25 106L26 104L23 103ZM31 105H33V107L35 106L34 104H31ZM36 105H37V104H36ZM47 105H49V103L46 104V106L44 107L45 109H46ZM64 105H65V106H64ZM142 105H143V104H142ZM153 105H155V104H153ZM157 105H155V106H156L157 108H159ZM245 105H246V104H244V106H245ZM249 105H251V104H249ZM257 105H262V104H257ZM257 105H256V106H257ZM7 106L5 105V106L3 107V109H4V108L6 109ZM10 106H8V107H10ZM18 106H21V105H18ZM26 106H27V105H26ZM38 106H40V105H38ZM38 106H37V107H34V109H37ZM59 106H61V105H59ZM70 106H72V105H70ZM150 106H152V105H150ZM155 106H153V110L155 109V108H154ZM29 107H31V106H29ZM43 107H42V110H43ZM72 107H73V106H72ZM140 107H141V105H140ZM144 107H146V106H143V107H142V110H140V111H143V109H145ZM147 107H148V106H147ZM231 107H232V106H231ZM257 107L259 108V106H257ZM261 107H262V106H261ZM263 107H264V106H263ZM263 107H262V108H263ZM18 108H19V107H18ZM22 108H23V109H20V110H24V108H25V110H26L28 107H22ZM48 108H49V107H47V109H48ZM75 108H76V105H75V107L72 108V109H74V111H75V110H76ZM148 108H149V107H148ZM151 108H152V107H150V109H151ZM234 108H235V107H234ZM245 108H246V107H245ZM245 108H244V109H245ZM248 108H249V110L251 109L250 111L253 112V114H255V113L262 114V113H259V111H262V110H263V109H261V108H259L258 112H255V113H254L255 110L252 111V110H253V109H252V108H253L252 106H251V107H248ZM255 108H256V107H255ZM255 108H254V109H255ZM258 108H257V109H258ZM9 109H10V108H9ZM11 109H12V108H11ZM39 109H41V108H39ZM39 109H38V110H39ZM55 109H56V108H55ZM57 109H58V107H57ZM64 109H63L64 113H65V112L67 113V111L64 110ZM231 109H233V107H232ZM240 109L242 110L243 107L240 108ZM240 109H239V111H241ZM244 109H243V110H244ZM260 109H261V110H260ZM7 110H8V109H7ZM13 110H14V109H12L11 111H13ZM15 110H16V109H15ZM42 110H41V111H42ZM49 110H50V108L48 109V111H49ZM58 110L60 111V109H58ZM58 110H57V111H58ZM151 110H152V109H151ZM155 110H156V109H155ZM155 110H154V111H155ZM158 110H159V109H158ZM234 110H235V109H234ZM243 110H242V112H243ZM8 111H10V110H8ZM52 111H53V110H52ZM57 111H55V112H56V115L58 114V116H59L60 114H59V112L57 113ZM74 111H73L72 114H74ZM91 111L93 112V110H90V111H88V112H91ZM94 111L97 112V109L94 110ZM137 111H138V114H139L140 111H139V110H137ZM146 111L149 112L150 110H149V111L146 110ZM164 111H165V110H164ZM44 112H45V111H44ZM49 112H51V111H49ZM55 112H54V113H55ZM69 112L71 113V107H69L68 113H69ZM75 112H76V111H75ZM79 112H80V111H79ZM79 112H78V113L76 112L75 115H78V114H79V116H81L80 113H82L83 116H85V114H86L87 111H86L85 113H83V110H82V112H80V113H79ZM88 112H87V113H88ZM99 112H100V111H99ZM133 112H135V111H133ZM147 112H144V113H147ZM152 112H153V111H150V113H152ZM157 112H158V111H157ZM157 112H153V113H154V114L156 113L155 115H157ZM161 112H162V113H161ZM233 112H234V111H233ZM236 112H237V108H236ZM244 112H245V110H244ZM262 112H264V110H263ZM51 113H52V112H51ZM66 113H65V114H66ZM70 113L68 114V116L70 115ZM94 113H95V112H94ZM97 113H98V112H97ZM144 113H143V114H144ZM150 113H148V114H150ZM163 113H164V112L160 110V113H159L160 115H159L158 117L161 118V117H162L161 114H163ZM240 113H241V112H240ZM37 114H40V115L42 114V115H43L44 113L41 112V113H37ZM45 114H48V112L45 113ZM88 114H89L90 117H91V114H92V113H91V114L88 113ZM98 114H99V113H98ZM98 114L96 115L95 118H94V116H95V115H94L93 118L96 119L97 116H99ZM133 114H134V113H133ZM135 114H136L135 116H138L137 112H136ZM148 114H147V115H148ZM242 114L245 115L246 113H242ZM248 114H249V111H248ZM35 115H36V114H35ZM48 115H49V114H48ZM51 115H53V114H51ZM66 115H67V114H66ZM118 115H119V114H118ZM155 115H154V117H153V116L151 117V118H154V119H152V120H154V121L156 120L155 117H157V116H155ZM163 115H164V114H163ZM249 115H250V114H249ZM44 116H45V115H44ZM54 116H55V115H53L52 118H49V120L51 121V119H54ZM62 116H63V118H64L65 115H62ZM62 116H61V118H62ZM86 116L88 117V115H86ZM141 116H142V113L139 115V117H141ZM144 116H145V114H144ZM148 116H150V115H148ZM148 116H146L145 118H143V116H142V119L145 120ZM237 116H239V114H238ZM245 116H246V115H245ZM245 116L242 115V116H240V117H238V118H241V117H242V120H243V117H245ZM257 116H258V115H257ZM259 116H260V115H259ZM262 116H264V113H263V115H261V116L259 117L260 120H261ZM38 117H40V116L38 115ZM49 117H50V116H49ZM56 117H57V116H56ZM56 117H55V118H56ZM65 117H66V116H65ZM69 117H70V116H69ZM74 117H75V116H73L72 119H74ZM90 117H89V119H90ZM119 117H120V116H119ZM139 117H138V118H139ZM163 117H165V118H164V120H165V119H166V116L164 115ZM168 117H169V118H168ZM193 117H194V115H193ZM251 117H252V116H251ZM41 118H42V117H41ZM41 118H40V119H41ZM66 118H67V117H66ZM66 118H65V119H66ZM76 118H77V116H76ZM80 118L82 119V116L79 117V118H77V119L80 120ZM91 118H92V117H91ZM93 118H92V119H93ZM98 118H99V117H98ZM98 118H97V120H98ZM103 118H104V117H103ZM116 118H117V116H116ZM134 118H136V117H134ZM151 118H150V119H151ZM167 118H168V120H167L166 122H168V124H171V122H173V118L171 117L172 120H170V116H167ZM247 118H248V117H247ZM247 118L245 117V120H246ZM253 118L255 119V116H254ZM256 118H257V117H256ZM37 119H38V118H37ZM40 119H39V120H40ZM44 119L47 120V117L44 118ZM44 119H42V120H44ZM65 119H63V120H64V121L68 120V118H67L66 120H65ZM69 119H71V118H69ZM139 119H140V118H139ZM142 119H140V121H142ZM263 119H264V118H263ZM42 120H41V121H42ZM74 120L76 121V119H74ZM97 120H96V121L94 120V121L97 123ZM100 120H101V118H100ZM100 120H98V121H99V125H100ZM102 120H103V119H102ZM102 120H101V122L104 123V121H102ZM137 120H138V119H137ZM147 120H148V119H147ZM162 120H163V119H162ZM164 120H163V121H164ZM169 120L171 121L170 123H169ZM175 120H176V119H175ZM242 120H241V121H242ZM247 120H250V117H249ZM247 120H246V121H247ZM255 120H256V119H255ZM258 120H259V119H258ZM258 120H256V121H258ZM260 120H259V121H260ZM69 121H71V120H69ZM75 121H73L75 124L78 123V122H75ZM89 121H90V120H89ZM94 121L92 120L91 122L95 123ZM106 121H107V120H106ZM106 121H105V122H106ZM156 121H157V120H156ZM160 121H161V120H160ZM246 121H245V122H246ZM251 121H252V120H251ZM251 121H250V122H251ZM263 121H264V120H263ZM67 122H68V121H67ZM67 122H66V124H69V125H70L71 122H70V123H69V122L67 123ZM242 122H243V121H242ZM248 122H249V121H248ZM248 122L246 123L247 126L249 125ZM252 122H253V121H252ZM86 123H87V122H85V124H86ZM89 123H90V122H89ZM82 124H84V123H82ZM91 124H92V123H91ZM97 124H98V123H97ZM97 124H96V125H97ZM101 124H102V123H101ZM260 124H262V123H260ZM263 124H264V122H263ZM80 125H81V124H80ZM80 125H78V126H80ZM87 125L90 126V124H87ZM244 125H245V124H244ZM88 126H87V127H88ZM92 126H93V125H92ZM92 126H90V128L88 127V129H91ZM81 127H82V126H81ZM81 127H80V128H81ZM93 128H94V127H93ZM93 128H92V129H93ZM245 128H246V127H245ZM259 128H260V127H259ZM259 128H258L257 130H260ZM262 129L264 130V128H262ZM262 129L260 130L259 134L261 133ZM257 130H256V131H257ZM19 131H20V133H21V130H19ZM256 131H253L252 133H254V132H256ZM262 132H263V134H260L261 136L264 135V131H262ZM257 133H258V132H256L254 135H256V136L259 135V134H257ZM263 137H264V136H263ZM259 138H260V136H259ZM1 202H2V201H1ZM3 202H5V201H3ZM3 202H2V203H3ZM9 205H10V204H8V205H6V206H9ZM11 205H13V204H11ZM0 206H3V208L6 209V210L8 209V208H5L4 205H1V203H0ZM15 206H16V205H15ZM9 207H10V206H9ZM3 208L0 209V210H1L0 213H3V211H4ZM11 208H12V207H11ZM13 208H14V207H13ZM17 208H18V213H19V211H20L21 209H20L18 206H17ZM19 209H20V210H19ZM22 209H23V208H22ZM2 210H3V211H2ZM6 210H5V211H6ZM11 210H12V212H14V211L16 210V208H15L14 210L9 208V211H11ZM5 211H4V212H5ZM7 211H8V210H7ZM7 211H6L5 213H3V214H6V215L8 216L9 213L7 214ZM16 211H17V210H16ZM16 211H15V212H16ZM21 211H22V210H21ZM24 211H25V210H24ZM12 212H11V213H12ZM15 212L13 213V214H14V217H13V214H11V215L9 214L8 217H10V219H9V218H8V219H9L10 221H13V220H14V218H15V214L17 213V212L15 213ZM22 212H23V211H22ZM18 213H17V214H18ZM20 214L23 215L24 212H23V213H20ZM21 215L19 216V214H18V215H16V216L21 217ZM4 217H6V216L4 215ZM24 217H26V218L24 219ZM1 218H3L2 214H1ZM12 218H13V220H12ZM22 218H23V219H22L23 221L25 220V223L28 221L27 216H22ZM89 218H90V217H89ZM89 218H87L88 221H89ZM5 219H6V218H5ZM16 219H17V217L15 218V220H16ZM29 219H30V218H29ZM37 219H38V218H37ZM39 219H40V218H39ZM39 219L36 220V221L39 222ZM0 220H1V219H0ZM3 220H4V219H3ZM9 220L7 221L8 224H10V223H9ZM15 220L13 221L14 224L17 222V221L15 222ZM17 220H19V218H18ZM20 220H21V218H20ZM22 220H21V221H22ZM26 220H27V221H26ZM32 220H33V219H32ZM32 220H31V221H32ZM1 221H2V220H1ZM1 221H0V222H1ZM4 221H5V223H7L6 220H4ZM21 221H20V222H21ZM23 221H22V223H23ZM33 221H34V220H33ZM33 221H32V222H33ZM36 221H34V224H35ZM40 221H43V220L40 219ZM2 222H3V221H2ZM2 222H1V223H2ZM18 222H19V221H18ZM32 222H31V223H32ZM38 222H36V223H37V226H38V224H39V225H40V224L43 225V223H44L43 227H45L46 224H45L44 221H43V223H41V222L38 223ZM11 223H12V222H11ZM13 223H12V224H13ZM22 223H21V224H22ZM25 223H24V224H25ZM27 223L31 224L30 222H27ZM8 224H6V227L8 226L10 229H8V228H7V229L11 231V228H12V227H10V225H8ZM34 224H31V225L34 226ZM0 225H1V224H0ZM27 225H28V224H27ZM42 225H40V226H42ZM3 226H5V225H3ZM12 226H13V225H12ZM40 226H38V228H40ZM15 227H17V226H15ZM15 227H13V231H11V232L14 233L15 231H17V230H15V229H16ZM23 227H25V226H23ZM23 227H22V229H21V232H23L22 230L25 229V228H23ZM26 227H28V226H26ZM43 227H41V228L37 231V234L39 233V231L41 232V229H42ZM17 228H21V226H19V224H18V227H17ZM33 228H34V232H36V229H35L36 227H32V226H31L30 228L28 227L29 230H30V229L33 230ZM38 228H37V229H38ZM197 228H198V227H197ZM7 229L4 228L3 230L5 231V230H7ZM28 229H26V230H28ZM191 229H192V228H191ZM195 229H196V228H195ZM195 229H193L192 232L195 231ZM199 229H200V228H199ZM18 230H19V229H18ZM31 230H30V231H31ZM187 230H189V229H187ZM187 230H185L184 232H187V233L189 232V235H190V236H189L187 233H186V234H187L188 237L191 238V237H192V234L190 233L191 230H190V231H187ZM19 231H20V230H19ZM24 231H25V230H24ZM48 231H49V230H48ZM54 231H55V230H54ZM54 231H53V234H51L52 236L54 235V233H56V232H54ZM202 231H203V230H202ZM43 232H45V231H43ZM180 232H181V231H180ZM180 232H178V233L180 234ZM197 232H198V233H197ZM197 232H193V236L197 233L196 235H199V237H201V235H202V233H203L204 231H203L202 233L200 232L201 234L199 233V230H198ZM8 233H9V231H8ZM18 233H19V232H18ZM18 233H17V234L9 233V234H12V235H13V238H14L15 236L18 237V235H19ZM57 233H58V232H57ZM57 233L55 234V236L57 235ZM86 233H87V232H86ZM86 233H84V234H86ZM178 233H177L176 236H179ZM181 233H182V232H181ZM2 234H4V233H2ZM2 234L0 233V235H2ZM9 234H6V236L9 235ZM32 234H33V232L31 233V236H34V235H35V234H34V235H32ZM39 234H40V233H39ZM41 234H42V233H41ZM41 234H40V235H41ZM58 234H59V233H58ZM87 234H90V232H88ZM87 234H86V235H87ZM92 234H93V232H92ZM92 234H90V235H92ZM182 234H183V233H182ZM182 234H181V235H182ZM184 234H185V233H184ZM186 234H185V235H186ZM204 234H205V233H204ZM204 234L202 235L203 237H204ZM14 235H15V236H14ZM44 235H47V234L44 233ZM93 235H94V234H93ZM171 235H172V234H171ZM181 235H180V238H182V240L184 241V239H183V237H181ZM42 236H43V235H42ZM57 236H60V235H57ZM182 236H184V235H182ZM205 236H206V235H205ZM46 237L48 238V235H47ZM50 237H51V236H50ZM86 237H87V236H86ZM188 237H185V238L189 239ZM207 237H208V236H207ZM207 237H206V238H207ZM258 237H259V235H258ZM261 237H262V236H261ZM261 237H260V238H261ZM1 238H2V239H6L7 237L4 238L3 235H2ZM1 238H0V239H1ZM13 238H12V239H13ZM47 238H46V239H47ZM178 238H179V237H177V239H178ZM193 238H196V236H194ZM223 238L227 239L226 237H223ZM228 238H230V237H228ZM262 238H263V237H262ZM2 239H1L0 241H3ZM12 239H10V240L12 241ZM56 239H57V238H56ZM56 239H55V242L58 241V240H56ZM58 239L60 240V238H58ZM204 239H205V237H204ZM209 239H213V238H209ZM214 239L216 240V237H215ZM220 239H221V238H220ZM220 239H219V237L217 238L218 242L220 241ZM230 239H232V238H230ZM230 239H228V240H230ZM235 239H237V237H235ZM7 240H9V237H8ZM47 240H48V239H47ZM169 240H170V239H169ZM173 240H174V238H173V235H172V241H173ZM178 240H180V239H178ZM182 240H181V241H182ZM206 240H207V239H205V242H206ZM215 240H214V241H215ZM221 240H222V239H221ZM233 240H234V237H233ZM237 240H238V239H237ZM254 240H255V241H254ZM254 240H252L251 242H253V241H254V242H257V241H256L257 239L254 238ZM260 240H261V239H260ZM260 240H259V241H260ZM263 240H264V239H263ZM263 240H262V241H263ZM5 241H6V240H4L3 242L5 243ZM172 241H170V244H172ZM185 241H187V240H185ZM208 241H210V240H208ZM214 241H213V242H214ZM222 241H224V239H223ZM226 241H227V240H226ZM226 241H225V242H226ZM247 241H248V240H247ZM3 242H2V244L0 245V251L3 250V249H1L2 247L5 248V249L8 248V246L6 245L7 243L10 245V243H9L10 241H7L6 244H3ZM45 242H46V243L48 244V246H49V243H48L47 241H45ZM58 242H59V241H58ZM202 242H203V241H202ZM205 242H203V244H199L200 246H199L198 243H197L198 248H197V247H196V248H197V249L200 248V250H202V251L204 252V249H205L206 247L208 248L209 246L211 247V246L213 245L212 242H211L212 244L209 242L211 245H210L209 243H207L208 246L205 245V246L203 247V248H204V249H203V248L201 247V245L203 246ZM218 242H217V241L214 242V245H217V246L221 245V247H220V246H219V248L217 247V248L219 249V250H217L218 252L214 251V252L217 253V255H218V254H219V255H220V254L224 255V254H227L228 252H230L231 254H232V252H234V253L237 254L236 251H237L238 249H240V248L243 249V247H241V246H243V245H240V247H239L238 249L234 250V249H235V247H234L235 245H234V244H231V245H233V246L226 245L227 247H226V246L224 247V243H223V242H221V241H220L219 243H218ZM227 242H229V241H227ZM230 242H231V240H230ZM239 242H240V241L238 240L237 243L239 244ZM243 242L245 243L246 241L244 240ZM248 242L250 243V241H248ZM248 242H246L247 244H244V245H245V248H246L247 245H248L249 248H250V250H251V247H254V246H255L254 244H256V243H251V244H253V246H251V245L248 244ZM14 243H15V242H14ZM14 243H13V244H14ZM26 243H29V242H26ZM168 243H169V242H168ZM168 243H167V244H168ZM232 243H233V242H232ZM234 243H235V242H234ZM237 243H235V244L237 245ZM11 244H12V243H11ZM13 244H12V245H13ZM22 244H23V242H22ZM50 244H51V243H50ZM52 244H54V242H52ZM226 244H228V243H226ZM258 244H259V242H258L257 245H256L257 247L255 246L257 249H258V246H259ZM260 244H261V242H260ZM12 245H11V246H12ZM15 245H17V243H16ZM54 245H55V244H54ZM54 245H50V246H51V249H52V247H53ZM214 245H213V246H214ZM222 245H223V247H222ZM263 245H264V243H263ZM1 246H2V247H1ZM4 246H5V247H4ZM18 246H19V245L15 246V249H16V250H14V248H13L14 245H13L12 248L9 246V247H10L9 250L11 251V249H13V251H18L17 248H16V247H18ZM33 246H35V245H34V244H31V247H30V248H32ZM36 246H37V245H36ZM44 246H45V249H46V248L48 249V246H47L46 244H45V245L43 244V247H42V246H41V247L44 248ZM213 246H212V247H213ZM38 247L41 248L40 246H37L36 249H38ZM73 247H74V246H73ZM73 247H70V248H71V249H70V250H71V253H70V254L75 253V251L77 252V249L75 250V248L73 249ZM215 247H216V246L213 247L214 249L211 248V250H212V249L215 250ZM231 247H234V248L232 249ZM236 247H238V245H237ZM18 248H20V247H18ZM113 248H114V247H113ZM201 248H202V249H201ZM207 248H206V249H207ZM224 248H226V249H224ZM245 248H244L243 251L246 252L245 254H248L249 252L247 253V251H250V250H249V249L246 250L247 248H246V249H245ZM5 249H4V250H5ZM34 249H35V247H34ZM51 249H50V247H49V250H48V251L46 250V251L48 252V254H49V251L52 252L53 249H52V250H51ZM68 249H69V248H68ZM111 249H112V248H111ZM117 249H118V248H117ZM147 249H148V248H147ZM170 249H172V248H170ZM170 249H169V248L167 249V251H168L169 253H170L171 251H172V252L174 251V250H170ZM208 249H209V248H208ZM241 249H240L239 253L242 251ZM257 249H255V251H256ZM9 250H7L8 252H7V251H4V252H6V255H7V256H8L7 253H9ZM19 250L21 251L22 249L20 248ZM28 250H29V251H27L26 248H25V249L22 251V253L25 252L24 254H26V251H27V252H31V251H32L31 253H32V255H33L34 253L37 252V250H35V252H33V249H32V250L28 249ZM40 250H43V254H41V255H40V253H41ZM40 250H38V251H40V252H37L36 255H35V254H34V255L37 257V254L39 253L38 255H39V256L41 257V259H42V258H43L42 255H45L46 252H44V249H40ZM70 250H69V252H70ZM72 250H74V252H73ZM102 250H103V249H102ZM102 250H100V251H102ZM113 250H114V249H113ZM133 250H134V249H133ZM133 250H132V249H128V251H129L130 253H131ZM169 250H170V251H169ZM200 250H199V251H200ZM209 250H210V249H209ZM209 250H208V252H209L208 254H209V255L212 254V253H214V252L210 253L211 250H210V251H209ZM221 250H222V251L227 250V253H225L226 251L224 252V254H223L222 252L219 253V251H221ZM232 250H233V251H232ZM61 251H62V250H61ZM108 251H110V250H108ZM115 251H116V249H115ZM115 251H114V252H115ZM118 251H123V250H121V249L119 248ZM118 251H117V252H118ZM124 251H125V250H124ZM139 251H140V250H138V253H139ZM184 251H185V250H183V252H184ZM205 251H207V250H205ZM231 251H232V252H231ZM2 252H3V251H2ZM4 252H3V253H4ZM69 252H68V253H69ZM111 252H112V251H111ZM114 252H112V253H114ZM133 252H134V251H133ZM133 252H132V253H133ZM183 252H182V253H183ZM200 252H201V251H200ZM244 252H243V253H244ZM250 252H254V248H253V251H250ZM18 253H19V251H18ZM18 253H17V252H16V253L14 252L13 254H16V255L18 256ZM20 253H21V252H20ZM31 253H30V254H31ZM44 253H45V254H44ZM64 253H65V252H64ZM64 253H61V255L64 254ZM118 253H122V252H118ZM134 253H135L136 256H137V254H138V253H137V250H135ZM184 253H185V252H184ZM24 254H23V255H24ZM30 254L27 253L26 256L30 257V256H29ZM139 254H140V253H139ZM139 254H138V256H140V258H142V257H141L142 255H141V254L139 255ZM200 254H201V253H200ZM231 254L228 253L227 255H231ZM249 254L251 255V253H249ZM10 255L12 256V252L10 253ZM46 255H47V254H46ZM46 255H45V256H46ZM50 255H51V254H50ZM66 255H67V253L64 255V257H65ZM197 255H199V254H197ZM219 255H218V256H219ZM222 255H220V256H222ZM232 255H233V254H232ZM234 255H235V254H234ZM19 256H20V255H19ZM19 256H18V257H19ZM21 256H22V255H21ZM24 256H25V255H24ZM24 256H22V257L24 258ZM35 256H34V257H35ZM39 256H38V257H39ZM67 256H68V255H67ZM67 256H66V257H67ZM70 256H71V255H70ZM1 257H2L3 259H2ZM4 257H5V256H4ZM4 257L0 255V264H6V263H5V262H7L6 260L9 261V259H10V261L12 262V259L14 258V256H12V259L9 258V257H8L9 259H8L7 257H6V259H5ZM31 257H32V256H31ZM34 257H33V258H34ZM40 257H39V259H40ZM48 257H49V255H47V258H48ZM64 257L62 256L63 259L61 258V259H62V262L64 261V263H65V262L67 263L68 261H70V257H68V258H69L68 261H67V260H64ZM66 257H65V259H67ZM196 257H198V258L201 257V258H202L201 255L196 256ZM196 257H195V258H196ZM204 257H206V256H203V259H204ZM209 257L212 258V256H208L207 258L209 259ZM16 258H17V257H16ZM16 258H14V259H16ZM19 258H20V257H19ZM19 258H17V259H19ZM23 258H22L21 260H23V262H24V259H23ZM45 258H46V257H45ZM45 258H44V262L47 260V259L45 260ZM138 258H139V257H138ZM198 258H196V259H198ZM211 258H210V259H211ZM4 259H5V262H4ZM28 259H29V261H30V260L32 261V259H30V258H28ZM48 259L50 260V258H48ZM73 259H74V258L72 257L71 260H73ZM83 259H87V258L84 257ZM170 259H171V257H170ZM196 259H195V260H196ZM214 259H215V257H214ZM21 260H20V261H21ZM49 260H47V262H49ZM75 260H76V261H75ZM87 260H88V259H87ZM87 260H86V261H83V260H78V259L76 258V259H74L73 261L78 262V264H79V262L81 261L80 263H81V264H84L85 262H87ZM136 260H137V261H136ZM136 260H135V262H137V263H138V262H139V263L141 262V263H142V261H141L142 259H141V260L136 259ZM159 260H161V259H159ZM181 260H183V259H181ZM199 260H200V258H199ZM10 261H9L10 264H18V263H21V262H22V261L19 262V260H18V261H17L18 263H16V261L14 260V262L11 263ZM34 261H35V260H34ZM37 261H38V260H37ZM37 261H36V262H37ZM39 261H40V260H39ZM130 261H131V260H130ZM133 261H134V260H133ZM156 261H158V259H157ZM168 261H169V260H168ZM172 261H174V260H172ZM175 261H179V260H175ZM175 261H174V262H175ZM184 261H185V259H184ZM186 261H189V259L186 260ZM197 261H198V260H197ZM201 261H202V260H201ZM201 261H199V263H201ZM206 261H207V259H206ZM206 261L203 260V262H206ZM208 261H209V260H208ZM23 262H22V264H23ZM36 262H34V263L36 264ZM83 262H84V263H83ZM158 262H159L160 264H162V260H161V261H158ZM163 262H164V260H163ZM189 262H190V261H189ZM192 262H193V264L195 263V261H194L193 259H192L191 263H192ZM203 262H202V263H203ZM209 262L211 263V261H209ZM214 262H218V261H214ZM214 262H213V264H214ZM243 262H244V263H241V261H240L239 264H240V263H241V264H245V263H246L245 261H243ZM32 263H33V262H31V264H32ZM37 263H38V262H37ZM45 263H46V262H45ZM60 263H61V262H60ZM88 263H90L89 260H88L87 264H88ZM153 263H157V262H155V261L152 262V261H151V264H153ZM159 263H157V264H159ZM166 263H167V262H166ZM168 263H170V262H168ZM168 263H167V264H168ZM175 263H177V262H175ZM175 263H174V264H175ZM178 263H179V262H178ZM178 263H177V264H178ZM202 263H201V264H202ZM210 263H209V264H210ZM219 263H221V262H219ZM230 263L232 264L233 262L230 260ZM230 263H229V264H230ZM237 263H238V262H237ZM7 264H8V263H7ZM27 264H28V261H27ZM39 264H40V263H39ZM43 264H44V263H43ZM68 264H69V262H68ZM70 264H71V263H70ZM91 264H92V262H91ZM102 264H103V263H102ZM104 264H105V263H104ZM108 264H109V262H108ZM126 264H127V262H126ZM128 264H130V263H128ZM131 264H135V263H132V261H131ZM164 264H165V262H164ZM180 264H189V263H186V262H185V263H184V262L181 263V261H180ZM197 264H198V263H197ZM204 264H205V263H204ZM233 264H234V263H233ZM248 264H250V263H248Z\"/></svg>",
    "mask_w": 264,
    "mask_h": 264
}]
</instances>
